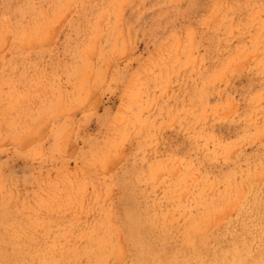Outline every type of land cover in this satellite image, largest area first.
<instances>
[{"label":"rangeland","instance_id":"374dc122","mask_svg":"<svg viewBox=\"0 0 264 264\" xmlns=\"http://www.w3.org/2000/svg\"><path fill=\"white\" fill-rule=\"evenodd\" d=\"M0 264H264V0H0Z\"/></svg>","mask_w":264,"mask_h":264}]
</instances>
